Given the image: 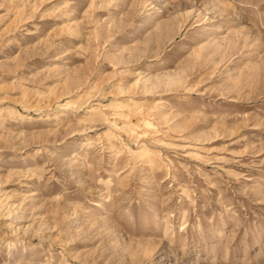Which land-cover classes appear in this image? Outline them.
Segmentation results:
<instances>
[{
    "label": "rangeland",
    "instance_id": "1",
    "mask_svg": "<svg viewBox=\"0 0 264 264\" xmlns=\"http://www.w3.org/2000/svg\"><path fill=\"white\" fill-rule=\"evenodd\" d=\"M0 264H264V0H0Z\"/></svg>",
    "mask_w": 264,
    "mask_h": 264
}]
</instances>
